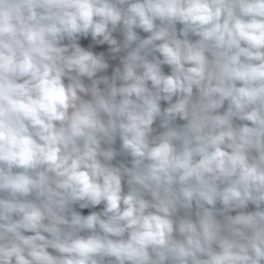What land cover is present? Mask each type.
<instances>
[{
    "label": "clouds",
    "instance_id": "obj_1",
    "mask_svg": "<svg viewBox=\"0 0 264 264\" xmlns=\"http://www.w3.org/2000/svg\"><path fill=\"white\" fill-rule=\"evenodd\" d=\"M0 264H264V0H0Z\"/></svg>",
    "mask_w": 264,
    "mask_h": 264
}]
</instances>
